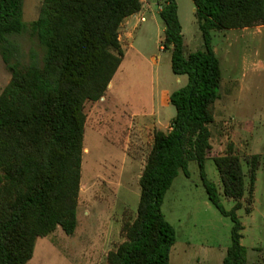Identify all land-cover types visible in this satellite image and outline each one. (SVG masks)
<instances>
[{
	"label": "trees",
	"instance_id": "1",
	"mask_svg": "<svg viewBox=\"0 0 264 264\" xmlns=\"http://www.w3.org/2000/svg\"><path fill=\"white\" fill-rule=\"evenodd\" d=\"M192 1L204 47L186 55L177 1L163 0V50L171 53L174 74L189 81L170 97L177 110L171 131L154 134L138 212L125 218V240L109 253L107 264H171L178 236L162 206L180 172L191 177V162L200 168L211 203L233 222L224 264H249L238 211L248 194L246 212L252 213L261 160L247 158L246 173L232 142L212 158L224 196L236 202L226 210L206 172L223 79L213 38L216 32L264 26V0ZM143 7L142 0H44L32 24L45 48L44 63L24 66L8 57L10 38L27 29L24 2L0 0V51L12 75L0 95V264H28L40 238L58 229L76 233L87 107L106 97L125 57L122 25Z\"/></svg>",
	"mask_w": 264,
	"mask_h": 264
},
{
	"label": "rangeland",
	"instance_id": "2",
	"mask_svg": "<svg viewBox=\"0 0 264 264\" xmlns=\"http://www.w3.org/2000/svg\"><path fill=\"white\" fill-rule=\"evenodd\" d=\"M142 1L143 10L126 20L120 30L125 57L112 87L104 99L87 107L76 233L68 236L58 229L40 238L28 264H107L109 253L125 240L121 232L125 218L135 217L138 212L140 179L155 134L141 135L139 119L156 113L165 132H170L177 110L168 99L189 81L187 76L174 74L171 53L163 50V0ZM176 1L186 55L202 51L204 41L194 2ZM23 2L27 29L10 38L8 57L12 64L42 66L45 48L32 24L39 18L44 0ZM213 48L221 62L223 79L215 105L213 149L206 172L217 185L226 210L231 211L236 202L224 196L212 158L232 142L247 173V158L260 157L252 213L246 212L247 194L238 216L244 226L242 244L248 250L249 264H264V26L216 32ZM11 79L0 51V95ZM189 171L190 178L180 172L162 206L178 236L171 264H224L232 245L233 222L209 200L196 162L189 164Z\"/></svg>",
	"mask_w": 264,
	"mask_h": 264
},
{
	"label": "crops",
	"instance_id": "3",
	"mask_svg": "<svg viewBox=\"0 0 264 264\" xmlns=\"http://www.w3.org/2000/svg\"><path fill=\"white\" fill-rule=\"evenodd\" d=\"M132 18L133 16L128 18L127 21H129ZM111 87L112 85H110V88ZM169 100L170 99H168V101ZM163 126H164V123L162 119L159 117V115H156V113H152V114L143 116L141 119H139L138 131L141 133V135L149 134L151 132H156L158 130L165 132V130L163 129Z\"/></svg>",
	"mask_w": 264,
	"mask_h": 264
},
{
	"label": "built area",
	"instance_id": "4",
	"mask_svg": "<svg viewBox=\"0 0 264 264\" xmlns=\"http://www.w3.org/2000/svg\"><path fill=\"white\" fill-rule=\"evenodd\" d=\"M143 21H145V19H143Z\"/></svg>",
	"mask_w": 264,
	"mask_h": 264
},
{
	"label": "water",
	"instance_id": "5",
	"mask_svg": "<svg viewBox=\"0 0 264 264\" xmlns=\"http://www.w3.org/2000/svg\"><path fill=\"white\" fill-rule=\"evenodd\" d=\"M110 87V86H109Z\"/></svg>",
	"mask_w": 264,
	"mask_h": 264
}]
</instances>
